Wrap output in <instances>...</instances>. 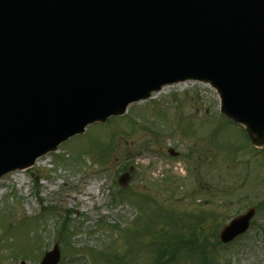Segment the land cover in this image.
<instances>
[{"label": "water", "instance_id": "obj_1", "mask_svg": "<svg viewBox=\"0 0 264 264\" xmlns=\"http://www.w3.org/2000/svg\"><path fill=\"white\" fill-rule=\"evenodd\" d=\"M186 80L215 88L222 113L264 146V0H0V178ZM59 260L55 246L41 264Z\"/></svg>", "mask_w": 264, "mask_h": 264}, {"label": "rangeland", "instance_id": "obj_2", "mask_svg": "<svg viewBox=\"0 0 264 264\" xmlns=\"http://www.w3.org/2000/svg\"><path fill=\"white\" fill-rule=\"evenodd\" d=\"M130 111L129 119L93 125L0 180V264H40L54 245L59 264H114L116 257V264H154V249L145 248L151 236L141 229L160 206L178 217L221 215L218 234L255 207L254 226L222 249L221 263L264 264V211L257 207L264 200V148H254L220 113L217 93L186 82L130 106L123 117ZM130 164V183L119 191L117 179ZM207 225L202 234L213 241V222ZM173 264L204 262L191 254Z\"/></svg>", "mask_w": 264, "mask_h": 264}, {"label": "trees", "instance_id": "obj_3", "mask_svg": "<svg viewBox=\"0 0 264 264\" xmlns=\"http://www.w3.org/2000/svg\"><path fill=\"white\" fill-rule=\"evenodd\" d=\"M230 201V199H226V208H230V205H232ZM261 207L264 211V203ZM151 216L152 220L150 224L153 223V225L146 224L141 230L142 236H151V241L145 248L151 247L154 249L153 251L156 253L154 264H173L180 256L191 254L198 255L199 258L201 257L204 264H222L221 260L223 258L220 252L223 249V245L217 239L218 230L222 225L221 222L224 221L221 215L215 216L211 214L207 216L203 214L195 217L192 214L184 212L178 217V214L174 211L160 206L158 211L152 212ZM209 220L213 222V225L209 228L214 238L213 241L209 238L207 240V236L202 234L206 230L205 227L208 226ZM156 224H159L160 227L154 229V225ZM162 228L164 230L168 228L170 231H160ZM203 239L205 241L201 243ZM118 260L116 258L114 262ZM225 264H230V261L225 260Z\"/></svg>", "mask_w": 264, "mask_h": 264}]
</instances>
